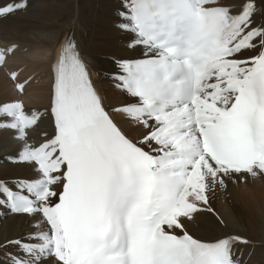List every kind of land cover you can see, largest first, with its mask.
Masks as SVG:
<instances>
[{
	"label": "snow or ice",
	"instance_id": "6c2138e0",
	"mask_svg": "<svg viewBox=\"0 0 264 264\" xmlns=\"http://www.w3.org/2000/svg\"><path fill=\"white\" fill-rule=\"evenodd\" d=\"M27 6L4 0L0 19ZM115 14L141 50L108 74L128 103L105 106L73 33L57 46L42 109L25 105L31 77L9 75L0 130L20 150L5 159L34 176L0 180V208L34 230L0 242V264H244L238 246L250 242L211 199L264 180V0H120ZM15 51L0 49V67ZM46 121L51 133L30 143ZM203 211L220 226L212 240L189 231Z\"/></svg>",
	"mask_w": 264,
	"mask_h": 264
},
{
	"label": "bare ground",
	"instance_id": "6f19581e",
	"mask_svg": "<svg viewBox=\"0 0 264 264\" xmlns=\"http://www.w3.org/2000/svg\"><path fill=\"white\" fill-rule=\"evenodd\" d=\"M119 3L120 0H27L26 9L0 19V49L16 48L15 54L8 57L6 67H0V99L12 98L13 82L9 75L15 71L21 78L31 77L29 90L40 85L25 100L26 107L42 109L48 100V86L43 83H50L49 70L57 46L66 35L73 33L105 106L111 110L128 103V97L114 87L108 74L116 71V59L139 58L141 50L129 48V34L115 27V10ZM35 46L43 50L34 51ZM112 115L129 137L137 139L142 136L143 129L116 112ZM45 130L52 131L47 121L36 132L30 133V143L38 141ZM19 150L20 144L13 138V132L0 130V180L34 176L31 168L5 159L16 156ZM211 206L216 214L228 221L227 231L250 242L238 246L243 253L244 264H264V180L249 181L239 187L229 185L226 192L215 193ZM33 230L27 217L9 215L7 209L0 208V242ZM189 231L196 238L212 240L220 235V226L215 215L203 211L197 215L194 224H189Z\"/></svg>",
	"mask_w": 264,
	"mask_h": 264
},
{
	"label": "rangeland",
	"instance_id": "374dc122",
	"mask_svg": "<svg viewBox=\"0 0 264 264\" xmlns=\"http://www.w3.org/2000/svg\"><path fill=\"white\" fill-rule=\"evenodd\" d=\"M26 43H24V45H25ZM33 49H34V51H42L43 49H39V48H37L36 46L35 47H33ZM43 84H46L47 86H49V84H47L46 82H44ZM43 84H41V85H43ZM40 85H38L37 87H39ZM37 87H35V88H33V89H31V90H29V92H28V94H30V93H32V92H35L36 90H37ZM35 95H38V93H34ZM45 101H47L48 102V100H45ZM44 101V102H45ZM25 105L27 106V104H26V100H25Z\"/></svg>",
	"mask_w": 264,
	"mask_h": 264
}]
</instances>
